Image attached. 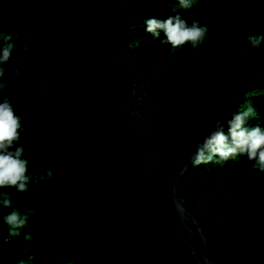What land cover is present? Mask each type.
I'll return each mask as SVG.
<instances>
[{
	"label": "trees",
	"instance_id": "obj_1",
	"mask_svg": "<svg viewBox=\"0 0 264 264\" xmlns=\"http://www.w3.org/2000/svg\"><path fill=\"white\" fill-rule=\"evenodd\" d=\"M177 16L208 27L195 50L146 30L150 18ZM0 31L14 36L3 96L22 118L14 147L31 177L24 193L0 189L13 202L0 209V264H200L202 241L194 231V255L174 185L234 107L253 109L244 129L264 131V41L248 40L264 36V0H0ZM45 167L50 182L39 178ZM179 196L218 264H264L256 160L192 162ZM13 209L27 217L17 236L4 220Z\"/></svg>",
	"mask_w": 264,
	"mask_h": 264
},
{
	"label": "clouds",
	"instance_id": "obj_2",
	"mask_svg": "<svg viewBox=\"0 0 264 264\" xmlns=\"http://www.w3.org/2000/svg\"><path fill=\"white\" fill-rule=\"evenodd\" d=\"M181 4L185 0H179ZM147 32L152 33L154 38L159 37V30L164 32L166 41L173 48H178L186 43H190L193 50L201 45L208 32V27L201 26L199 21H194L191 26L180 17L169 18L166 21L159 22L154 18L146 20ZM19 39V35H16ZM14 36L11 32L4 33L0 31V189L14 187L20 193L28 190V184L31 179L27 173L28 161L24 158V148L15 146L21 139L20 132L24 130L22 126V118L14 111L12 100L3 96L4 89L8 86L3 82L2 78L7 71L4 65L12 58ZM253 48L258 47L264 36L249 35ZM28 42L25 43L24 50L27 51ZM17 71L15 75H19V61H15ZM253 112L250 107L242 114H231V118L226 121L230 126L231 142L223 133V123L219 120L213 122L210 126L208 135L203 139L201 145L195 150V158L193 163L200 165L212 161L214 156H218L223 160L234 157L238 154H246L249 160H256L260 171H264V131L260 127H254L251 131L243 128L245 118ZM14 147V150H12ZM206 153H208L206 155ZM40 180L51 181L54 178V172L51 168L45 167L44 173L39 177ZM13 206L10 194L0 191V209L11 208ZM6 224L11 231L9 236L19 235L18 229L23 227L27 221L26 216L13 209L4 217ZM29 237H25L28 239ZM23 264V261L21 262Z\"/></svg>",
	"mask_w": 264,
	"mask_h": 264
},
{
	"label": "water",
	"instance_id": "obj_3",
	"mask_svg": "<svg viewBox=\"0 0 264 264\" xmlns=\"http://www.w3.org/2000/svg\"><path fill=\"white\" fill-rule=\"evenodd\" d=\"M236 112V107H234V109L230 112L229 115H227L224 119L221 120V122L223 123V129L225 130L226 128L230 127L226 121L228 119L231 118V114ZM209 132V131H208ZM208 132L204 135V137L198 142V144L195 146V148L190 152V155L185 163V165L182 167V169H180L177 173V178H176V182L174 185V192H173V200L174 203L176 205V209L178 212V216L179 219L182 223V227H183V231L186 232L189 236V246L191 248V251L194 255H196V250L194 247V231H196L202 241V251H203V257L200 260V264H218V262L213 259L212 257H210L209 255H207L206 252V247H207V241L204 237V234L202 232V229L200 228V226L198 225V221L196 219H192L191 217H188V213H190V210L188 208L187 202L184 198H181L179 196V183H180V178L181 175L185 174L187 172V170L189 169V167L191 166L194 158H195V150L197 148L198 145H201L203 142V139L208 135ZM187 218H191L192 219V227L188 224Z\"/></svg>",
	"mask_w": 264,
	"mask_h": 264
},
{
	"label": "rangeland",
	"instance_id": "obj_4",
	"mask_svg": "<svg viewBox=\"0 0 264 264\" xmlns=\"http://www.w3.org/2000/svg\"><path fill=\"white\" fill-rule=\"evenodd\" d=\"M91 264H98V263H95V262H92V261H91Z\"/></svg>",
	"mask_w": 264,
	"mask_h": 264
}]
</instances>
